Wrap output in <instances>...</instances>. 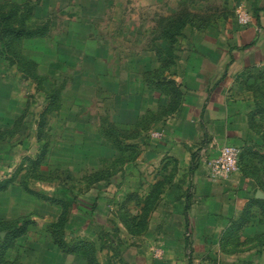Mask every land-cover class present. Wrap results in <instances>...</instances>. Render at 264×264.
Segmentation results:
<instances>
[{
	"label": "rangeland",
	"instance_id": "rangeland-1",
	"mask_svg": "<svg viewBox=\"0 0 264 264\" xmlns=\"http://www.w3.org/2000/svg\"><path fill=\"white\" fill-rule=\"evenodd\" d=\"M257 1L0 0V15L19 4L8 21L22 29L8 33L0 23V264L162 258L163 229L148 226L172 177L145 182L140 159L176 106L166 70L189 43L225 40L226 24L249 25ZM180 23L181 34H171ZM244 71L253 112L238 169L223 180L241 173L264 203V64ZM201 155L210 174L216 155ZM190 174L181 170L176 188L193 187ZM250 212L260 221L240 232L260 239L236 248L261 250L264 210Z\"/></svg>",
	"mask_w": 264,
	"mask_h": 264
},
{
	"label": "crops",
	"instance_id": "crops-1",
	"mask_svg": "<svg viewBox=\"0 0 264 264\" xmlns=\"http://www.w3.org/2000/svg\"><path fill=\"white\" fill-rule=\"evenodd\" d=\"M263 8L264 0H258L245 27L226 24L225 40L195 41L182 47L183 57L166 70V80L179 89L177 107L159 119V129L166 134L156 132L160 136L146 144L140 159L146 166L145 182L160 177L159 173L172 177L171 187L153 207L148 226V230L162 227L164 252L153 261L136 253L142 254L138 264H264V249L236 248L238 242L260 239L258 234L240 232L260 221L249 216L253 194L249 178L242 179L238 172L227 180H212L207 165L197 158L201 153L210 160L226 144L241 146L246 135L244 123L253 109L249 92L240 85L244 70L264 64ZM199 146L204 147L198 151ZM181 170L191 173L193 187L176 188ZM148 191L147 187L143 194ZM165 208L171 212L164 213Z\"/></svg>",
	"mask_w": 264,
	"mask_h": 264
},
{
	"label": "built area",
	"instance_id": "built-area-1",
	"mask_svg": "<svg viewBox=\"0 0 264 264\" xmlns=\"http://www.w3.org/2000/svg\"><path fill=\"white\" fill-rule=\"evenodd\" d=\"M246 17H241V22H246ZM153 136H160L154 133ZM241 147L238 145H225L210 161V177L212 180L224 178L238 169Z\"/></svg>",
	"mask_w": 264,
	"mask_h": 264
},
{
	"label": "trees",
	"instance_id": "trees-1",
	"mask_svg": "<svg viewBox=\"0 0 264 264\" xmlns=\"http://www.w3.org/2000/svg\"><path fill=\"white\" fill-rule=\"evenodd\" d=\"M19 8V4H15V5H12V9H11V11H9L8 12V16H6L5 14H3V13H1L2 15H0V23L1 22H3V23H5V25H4V28H5V32H8V33H15V34H18V33H20L21 32V27H14L12 24H10L9 23V19H11V17H13V16H15L16 14H17V9ZM264 9V8H263ZM182 26H184V23L181 25V23H180V25L179 26H177L178 27V29L176 30V31H173V32H171V34H181V30L183 29V27ZM4 32V31H3ZM30 32V31H29ZM173 36V37H171V36H169L168 38L171 40L170 42H171V44H173L175 41H176V39H175V37L176 36ZM168 67V66H167ZM158 79H159V74L156 76ZM165 82H167L166 84H169V85H171L172 87H171V95H170V97L174 100V102H176V106H175V108H173V110L172 111H174L175 109H176V107H177V102H178V99H179V89L178 88H176L175 87V85L173 84V82L171 81V80H166ZM165 84V83H164ZM168 85V86H169ZM172 111H170L169 113H171ZM164 114V113H163ZM193 156H194V154H193ZM240 156H241V154H240ZM240 159V158H239ZM160 191V190H159ZM249 203H250V206H252L253 204H259L260 206H261V208L264 210V203H262V202H260L259 200H257V199H255V198H252L251 200H249ZM249 216L251 217V218H253V216H254V214L253 213H251L250 212V214H249ZM250 218V219H251Z\"/></svg>",
	"mask_w": 264,
	"mask_h": 264
},
{
	"label": "water",
	"instance_id": "water-1",
	"mask_svg": "<svg viewBox=\"0 0 264 264\" xmlns=\"http://www.w3.org/2000/svg\"><path fill=\"white\" fill-rule=\"evenodd\" d=\"M256 195H257V197H259V192H257V194H256Z\"/></svg>",
	"mask_w": 264,
	"mask_h": 264
}]
</instances>
